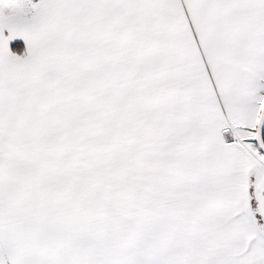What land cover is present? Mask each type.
Instances as JSON below:
<instances>
[{
    "label": "snow or ice",
    "instance_id": "1",
    "mask_svg": "<svg viewBox=\"0 0 264 264\" xmlns=\"http://www.w3.org/2000/svg\"><path fill=\"white\" fill-rule=\"evenodd\" d=\"M0 264H264V0H0Z\"/></svg>",
    "mask_w": 264,
    "mask_h": 264
}]
</instances>
